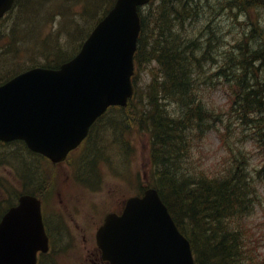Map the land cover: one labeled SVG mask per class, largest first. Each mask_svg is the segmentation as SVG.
I'll return each instance as SVG.
<instances>
[{
    "label": "trees",
    "instance_id": "1",
    "mask_svg": "<svg viewBox=\"0 0 264 264\" xmlns=\"http://www.w3.org/2000/svg\"><path fill=\"white\" fill-rule=\"evenodd\" d=\"M241 1L243 0H230L233 13L239 6L250 14L247 15L249 18H253L254 9H264V0H257L251 8V0L249 5H240ZM113 2L114 0H15L9 15L0 20V39L3 40L0 50V81L33 65L59 66L70 57V51L75 52L80 47L92 26ZM189 2L192 0H153L145 10L141 16V37L135 53L136 92L125 110L119 109V112L104 116L105 119L97 127L103 128L109 135L113 134L112 129L115 128V132H118L125 124L127 130L131 125V128L135 127L149 134L151 182L158 189L179 229L189 238L196 264H251L246 261L250 256L247 252L250 251L249 238L239 227L254 195L253 173L246 174L242 169L237 170L238 163L247 158L231 140L234 145L227 144L230 152L228 165L231 166L224 173L206 176L189 163L188 153L190 148L192 150L193 140L201 138L206 130L215 126V119L209 113L206 115L199 102L200 98H205L210 92L202 79L212 77L217 72L213 62L215 59L224 61L222 68L225 70L221 71L224 75L222 80L225 84L226 103L219 106V113L222 112L221 109H231V116H239V120L245 121L243 123L249 126L251 137L264 151V62L254 60L262 58L258 54H264V48L252 51L244 47L235 59L230 60L228 57L236 45L246 42L251 34L254 39L259 38L261 32L258 31V23L250 19V24L255 25L256 34L243 30L234 42L223 43L208 37L205 33L207 30L203 31L208 22L206 18L201 30L193 31L195 38L191 45H186L190 52V55H186L184 39L189 41L190 38L188 33L183 34L181 26L186 17L195 14L200 8L190 11ZM38 27L40 29L37 33L34 29ZM151 33L159 35L153 37ZM220 39L226 41L223 36ZM221 44L226 48L220 55L216 47ZM209 51L211 58L207 57ZM196 52L206 56L209 65L205 64V58L192 63L191 57ZM142 71L148 74V80L144 86H139L137 81ZM144 87L145 92H142ZM207 106L210 112L216 113L212 102ZM108 114L110 113L105 115ZM206 123L209 124L205 129ZM95 138L94 135L90 137L87 162L83 158L88 167L87 174L92 173L91 167L100 160V152L94 146ZM8 145L10 144L3 147L10 148ZM23 150L33 158L18 143L13 154ZM20 163L18 162L21 180L27 187V183L34 178L32 173L37 172ZM188 163L190 170L187 169ZM99 179L100 177L98 182ZM86 183L93 184L90 181ZM37 190L43 192L47 189L42 183L39 189L34 187L29 191ZM15 193L17 191H11L10 195ZM2 208L0 207L1 211ZM49 262L44 264H50Z\"/></svg>",
    "mask_w": 264,
    "mask_h": 264
},
{
    "label": "water",
    "instance_id": "2",
    "mask_svg": "<svg viewBox=\"0 0 264 264\" xmlns=\"http://www.w3.org/2000/svg\"><path fill=\"white\" fill-rule=\"evenodd\" d=\"M148 0H116L61 69L33 68L0 86V138H22L52 160L65 157L108 105L126 103L139 33L137 6ZM13 0H0V16ZM111 264H194L155 188L130 197L121 214L109 213L96 233ZM40 202L22 195L0 220V264H36L47 251Z\"/></svg>",
    "mask_w": 264,
    "mask_h": 264
},
{
    "label": "rangeland",
    "instance_id": "3",
    "mask_svg": "<svg viewBox=\"0 0 264 264\" xmlns=\"http://www.w3.org/2000/svg\"><path fill=\"white\" fill-rule=\"evenodd\" d=\"M251 1L250 8L258 2L257 0ZM246 4L249 5L250 1L243 0L240 2V5ZM190 8L192 10L199 8L198 11L201 15L192 14L186 17L183 26H188V29L183 33L184 35L193 33L194 27L199 26V23H203L207 17L217 18L221 21L224 31L227 29L231 31L232 29L233 33L237 31L244 32L243 27L239 25V19L246 15L250 16L247 11L241 10L239 6H237L236 12L233 13L230 0H192V2H189L188 9ZM235 14L237 15L234 16ZM253 15V18H250L252 21L264 22V9H254ZM39 29L40 27L34 30L38 33ZM208 35L211 36V33ZM228 38L231 39V36H228ZM145 80L147 81V76L143 74L140 84H143ZM206 85V89L209 91L211 89L210 101L213 102L216 111L219 112L220 107L218 104L225 101L221 92L225 87L224 81H216L214 84L206 83ZM250 86L255 89L253 85ZM142 92H145V87ZM207 101L209 104L211 103L208 98ZM127 129L123 124L118 132H115V128L112 129L113 134H109L110 136L101 127L95 129L97 132L94 133V138L96 137L94 146H96V151L100 152V160L94 175L100 177L99 182L97 181L89 186L78 183L73 178L72 169L67 164L44 169L48 177L46 179V182L48 180L47 191L44 193V197L46 196L45 215L50 218L51 222L55 220L52 223L53 228L57 225L62 227L57 217L61 219L63 224L62 230H59L61 233H56L52 228L56 241L55 252L52 256L55 264H93L91 260L96 254L94 234L104 215L109 211L117 210L124 198L135 194L139 187L146 183L150 164L148 136L143 135L138 128H131V125L130 129ZM219 132L228 138L230 136L229 129L219 126L218 129L207 131L204 138H195L192 142V150L190 148L188 153L189 157L191 155L194 158L197 157V160L201 162L199 167L209 174H219V172L229 168L227 167L229 162V159H227L228 147L226 145H224L225 148L220 146V138L217 135ZM237 132L238 130H235L232 136L236 137ZM253 144H255L256 150H259L257 143L250 141L247 137H242L241 142H237L238 147L242 148V153L247 154L246 158L250 170L253 167L259 169L263 160V156L255 151ZM8 149L12 150L14 148ZM23 153L24 155L20 153L17 158L25 156L24 150ZM3 155L4 153L0 154V156ZM30 159L27 156L25 163H30ZM12 160H14L12 154H6L5 158H0V200L7 196L5 193L6 187H10L12 191H19L21 188L20 179L17 177L18 172L10 164ZM189 166L188 163V170H190ZM16 168L18 169V167ZM39 171L40 173L37 174L32 173L34 178L30 182L37 188L41 185L38 180L41 178L43 181L44 178V174L41 170ZM85 173H88L87 166H85ZM253 173L255 184H257L256 194L260 202L253 206L251 214L245 216L246 220H240L239 227L246 234L245 236L249 238L250 251L247 252L250 255L249 258L252 259L251 264H264V170H254ZM88 176H91V174H88ZM49 263L52 264L51 261Z\"/></svg>",
    "mask_w": 264,
    "mask_h": 264
},
{
    "label": "bare ground",
    "instance_id": "4",
    "mask_svg": "<svg viewBox=\"0 0 264 264\" xmlns=\"http://www.w3.org/2000/svg\"><path fill=\"white\" fill-rule=\"evenodd\" d=\"M190 11H192V8H190ZM223 11V10H222ZM222 13V12H221ZM201 15L200 14V11H197L196 13H195V15ZM225 14H227V13H225ZM225 14H222V15H225ZM230 14V13H229ZM190 15H192V14H190ZM232 15V14H231ZM236 15V14H235ZM239 15V14H238ZM249 16V15H248ZM247 15L246 16H243V18H241V19H239V25L241 26V27H243V29L244 30H246L248 33L249 32H253V33H255V31H256V29H255V25H251L250 24V18L248 17ZM234 18V17H233ZM206 19V18H205ZM205 19H204V21H205ZM207 19H208V22H207V25H206V27H205V29L203 30V31H206L205 33L208 35V34H210L211 33V36L209 35L208 37H210V38H213V39H215V40H217V41H220V42H223V43H227V44H230V43H232V42H234L235 41V39H236V37L238 38L240 35H241V32L239 31H237V32H235V33H233L232 32V29H231V31L230 30H223V28H222V26H221V21H219L217 18H214L213 19V17H207ZM204 21H203V23H204ZM203 23H199V26H197V27H194V29H193V31H200L201 30V28L203 27ZM190 26V25H189ZM236 27V26H235ZM181 29H183V33L185 32V31H187V29H188V26H186V27H184V26H181ZM241 29V28H240ZM258 31H260L261 32V36L259 37V38H257V39H254L253 37H251L252 36V34L249 36V38H248V40L246 41V42H243V43H239L238 45H236V47L228 54V57L230 58V60H233V59H235L236 57H238L239 56V53H240V51L244 48V47H248L249 49H251L252 51H255V50H259V49H261V48H264V22L263 23H258ZM219 33H220V35H219ZM256 34V33H255ZM159 34H155V33H151V36H155V37H157ZM188 35H189V41H187V39H184L185 40V54L186 55H190V52H188L187 51V46L186 45H191L190 43L194 40V34L193 33H191V34H189L188 33ZM145 36H146V33H145ZM223 36V38H225L226 39V41H222L221 39H220V37H222ZM228 36H231V39H229L228 38ZM216 38H218V39H216ZM152 39V38H151ZM213 39H211V42H213ZM150 41H152V40H150ZM151 47H152V45H151ZM1 48H2V45L0 46V50H1ZM225 48H226V46H224V45H220L219 47H216V51L217 52H220V55L223 53V51L225 50ZM167 51V50H166ZM172 53H174V52H172ZM210 51L207 53V57H210ZM169 54H170V52H169ZM156 55H157V53H156ZM177 55H178V52H177ZM258 55H261L262 56V58H255L254 60H261V63H263L264 62V54H258ZM158 56V55H157ZM164 56V55H163ZM156 57V56H155ZM159 57V56H158ZM165 57V56H164ZM206 56H204V55H200L199 53H195V56L194 57H191V62L193 63V62H195L197 59H200V60H202V59H204ZM9 58V56L7 57V59ZM171 58V57H170ZM178 58V57H177ZM211 58V57H210ZM167 59H169V58H167ZM174 59H176V58H174ZM180 59V58H179ZM172 60V59H171ZM230 60L228 59V62H230ZM242 60H246L245 58H242ZM174 61V60H173ZM172 61V62H173ZM184 61V60H183ZM204 62H205V64H207V65H209V61H208V59L207 58H205L204 59ZM214 63H215V68L217 69V72H215L213 75H212V77H204L203 79H202V82L203 83H207V84H214L216 81H221L222 79H224V75H223V73H222V71L221 70H223L224 68H222V66L224 65V61H221V60H217V59H215L214 61H213ZM166 63V62H165ZM173 65V64H172ZM175 65H177V63L175 64ZM189 65V64H188ZM244 66V65H243ZM169 67V66H168ZM171 67H173V66H171ZM175 67V66H174ZM185 68H186V65L184 66ZM243 68V67H242ZM184 70H186V69H184ZM223 71H225V70H223ZM183 78V77H182ZM199 79L201 80V76H199ZM172 80H174V79H172ZM180 80V79H179ZM223 81V80H222ZM181 82V81H180ZM177 84H178V82H177ZM181 84V83H180ZM174 85H175V83H174ZM250 85V84H249ZM173 86V85H172ZM182 86V85H181ZM181 88V87H180ZM170 90V89H169ZM172 90V89H171ZM161 92V91H160ZM173 92V91H172ZM165 96V95H164ZM166 96H167V94H166ZM169 96V95H168ZM173 96V95H172ZM177 98V97H176ZM163 98H161V100H162ZM165 99V98H164ZM170 99V98H169ZM168 99V100H169ZM174 100V99H173ZM172 101V100H171ZM177 102H178V100H177ZM199 102H200V104H201V106H202V108L204 109V112L206 113V115L209 113V115H211L214 119H215V121L220 125V126H222L223 128H226V129H229V131H230V136H229V138H228V141H229V143H231L232 145H234L233 143H232V141L233 142H235V144H237V142H239L240 140H241V138L242 137H244V136H251V133H250V128H249V126H246L244 123H245V121L243 120V122L241 121V120H239V116H231V113H233L232 111H231V109L230 110H228V111H223V109H221V111L222 112H216V113H212V112H210V110L208 109V106H207V104H208V101L206 100V99H204V98H200L199 99ZM249 105V104H248ZM177 109V108H176ZM238 109V108H237ZM178 110V109H177ZM241 110V109H240ZM242 112V111H241ZM251 113V112H250ZM236 114V113H235ZM206 115H204V117L203 118H205V116ZM237 115V114H236ZM240 118H241V116H240ZM253 118V117H252ZM249 121V120H248ZM254 121H255V119H254ZM256 122V121H255ZM210 123V122H209ZM208 123V124H209ZM252 123V122H251ZM207 123H206V125H205V129L207 128V125H208ZM227 127H226V126ZM242 127V128H241ZM204 129V130H205ZM235 130H238V132H237V136L236 137H233L232 136V133L235 131ZM248 130H249V132H248ZM178 139V138H177ZM232 140V141H231ZM177 141H180V139L179 140H177ZM182 142V141H181ZM0 150H4V151H6V153H8V154H11L13 151H14V149H6L5 150V148L4 147H2V146H0ZM261 153L264 155V151H263V149L261 148ZM192 156V155H191ZM185 157V156H184ZM189 163L191 162V165H193L194 166V168L195 169H197V170H200V171H202V172H204V174L207 176V175H209L206 171H204L202 168H200L199 167V165L201 164V162L199 161V160H197V157L196 158H194V156H192L191 157V161H190V157H189ZM21 163V165L23 166V167H29L30 168V170H33V171H36L38 168H39V166H40V160L39 159H37V158H31L30 159V163H25V159H23V160H21L20 161ZM98 162H99V160L96 162V164H95V166H93V167H91V171H92V173H91V176H88V174L87 173H84L83 172V170H85V166H87V164H85V162H83V160H81V161H79L78 163H77V166H76V176H77V178L79 179V180H82V181H85V182H87V181H90L91 183H95L96 181H98V176L97 177H95V175H94V173L97 171V164H98ZM238 169L237 170H239V169H242L246 174H248L249 172H251V173H253V171L254 170H261V169H263L264 170V164L259 168V169H256V168H252L251 170L249 169V167H248V159H245V161L243 162V161H240L239 163H238ZM99 167H100V163H99ZM83 168V169H82ZM82 169V170H81ZM249 170V171H246V170ZM233 171H235V169H233ZM232 171V172H233ZM253 175H254V173H253ZM120 176V175H119ZM252 181H253V179H252ZM27 185H28V187L29 188H34V186L31 184V183H27ZM260 201L258 200V198H257V194L254 192V195H253V200L252 201H250V204H249V206H248V208H249V210H247V211H245V212H249L252 208H253V206L254 205H256L257 203H259ZM189 239V238H188ZM251 258H247V262H249V263H251ZM252 264H254V263H252Z\"/></svg>",
    "mask_w": 264,
    "mask_h": 264
},
{
    "label": "flooded vegetation",
    "instance_id": "5",
    "mask_svg": "<svg viewBox=\"0 0 264 264\" xmlns=\"http://www.w3.org/2000/svg\"><path fill=\"white\" fill-rule=\"evenodd\" d=\"M51 228H53L52 225H51ZM53 229H54V228H53Z\"/></svg>",
    "mask_w": 264,
    "mask_h": 264
}]
</instances>
